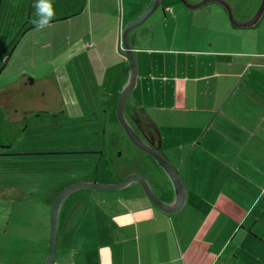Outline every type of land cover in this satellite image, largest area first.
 I'll list each match as a JSON object with an SVG mask.
<instances>
[{"label": "crops", "instance_id": "obj_1", "mask_svg": "<svg viewBox=\"0 0 264 264\" xmlns=\"http://www.w3.org/2000/svg\"><path fill=\"white\" fill-rule=\"evenodd\" d=\"M16 1L26 10L38 2ZM152 1L51 0L53 20L27 30L43 35L57 26L53 59L72 53L59 67H89L97 96L107 87L116 106L130 75L121 35ZM225 1L237 22L252 20L263 2ZM70 4L77 14L68 16ZM129 36L138 66L132 112H146L158 126L157 143L183 179L186 203L167 214L140 187L83 193L61 219L54 264H264V14L237 27L218 2L193 9L161 0ZM70 99L91 115L104 108L95 99L93 108L88 98ZM49 230L51 220L34 262L12 264H45Z\"/></svg>", "mask_w": 264, "mask_h": 264}, {"label": "rangeland", "instance_id": "obj_2", "mask_svg": "<svg viewBox=\"0 0 264 264\" xmlns=\"http://www.w3.org/2000/svg\"><path fill=\"white\" fill-rule=\"evenodd\" d=\"M36 3L26 10L16 0H4L0 11V140L10 146H0L1 264L36 260L44 247L41 234L49 226L57 196L71 184L93 181L97 150L103 140L112 148L109 167L115 175L136 173L158 188L169 182L162 169L129 142L117 116L119 100L116 106L110 101L107 87L97 96L91 69L86 66L81 71H68L59 67L72 59V53L64 59H53L51 52L58 44L54 42L57 26H48L54 32L43 35L27 30L39 19ZM24 17L31 21H22ZM64 41L59 42L63 48L67 44L62 45ZM77 77H83V86ZM72 95L83 103L88 98L90 108L95 99L99 107L104 106L102 113L91 115L92 109L87 112L77 108L75 100L70 99ZM132 97L126 101L125 115L134 125L137 119L132 116ZM3 102L10 106L6 108ZM32 108H59L66 117L57 124L43 116L38 118L39 124L28 126L34 116ZM162 154L167 157V153ZM137 185L140 186L133 184L131 190ZM125 192L82 193L101 196Z\"/></svg>", "mask_w": 264, "mask_h": 264}, {"label": "water", "instance_id": "obj_3", "mask_svg": "<svg viewBox=\"0 0 264 264\" xmlns=\"http://www.w3.org/2000/svg\"><path fill=\"white\" fill-rule=\"evenodd\" d=\"M184 5L189 8H200L207 3L210 2H218L222 4L229 14L230 20L236 25L237 27H248L253 26L260 21L264 14V0L260 6V9L256 16L247 23H240L237 22L235 15L233 14L234 11L232 7L226 2L225 0H204L202 3L198 5H190L186 0H180ZM161 4V0H153L152 4L144 14L139 17L135 22L130 23L126 26L122 33L121 42L124 46V53L129 60L130 66V75L127 84L122 88L118 106H117V116L119 122L121 124V128L125 131L128 139L138 150L146 153L157 165L162 169L166 177L168 178L170 185L173 188V200L172 202H167L156 192L152 182L146 179L144 176L132 173L128 175L125 179L121 180L120 182L114 181V183H102L99 182L97 179L94 181L82 182V183H74L66 187L61 193L57 196L55 203L53 204L52 214H51V230L50 231V245H49V253L46 263L45 264H54V260L56 257V251L58 246V239L60 234V224H61V214L63 211L64 204L66 203L67 199L74 194V192H81L85 190H94V191H124L129 189L133 184H139L144 192V195L154 204L158 209L163 211L167 214H175L181 211L186 203V187L181 178L180 174L177 170H175L174 166L171 162L167 159L164 154L160 151V143L159 147L156 148L155 142L156 137L154 135H147L145 130H142L145 124L142 121L141 116L137 111H134L133 115L137 119L136 127L128 120L127 116L125 115L126 112V101L131 96V94L135 91V88L138 83V66L136 57L134 54V50L131 49L132 46L130 44V33L135 28L143 25L151 16L152 14L159 8ZM144 119L152 126L156 135L159 136V130L156 123L151 119L150 116L146 112H142Z\"/></svg>", "mask_w": 264, "mask_h": 264}, {"label": "flooded vegetation", "instance_id": "obj_4", "mask_svg": "<svg viewBox=\"0 0 264 264\" xmlns=\"http://www.w3.org/2000/svg\"><path fill=\"white\" fill-rule=\"evenodd\" d=\"M7 106H9V104H7ZM31 111V116L32 115H34V116H32V118L29 120V122H28V126H30V125H36V124H39V117H43V116H45V117H48L52 122H56L57 124H60L61 123V121L66 117L65 116V114H63L62 113V111L61 110H59V108H57L56 110H53L52 108H50V110H45V111H42L41 109H39L38 110V108H32V110H30ZM33 112V113H32ZM44 113V114H43ZM132 116H134V115H132ZM134 126L136 127V129H138V127L136 126V123L134 124ZM142 130H144V129H142ZM146 132V131H145ZM146 134L147 135H149L148 134V132H146ZM158 142V141H157ZM157 142H155V146H156V148H158L159 147V144L157 143ZM3 145V146H2ZM133 145V144H132ZM0 146H2V147H5V148H10V146H7V145H5L4 143H1V140H0ZM134 146V145H133ZM112 150V148H110V147H108V145H107V142L105 141V140H103V142H102V144H101V146L99 147V149L97 150V157H98V160H97V169H98V167H100L101 168V165L103 166V165H106L109 169H110V151ZM151 159V158H150ZM116 160H118L117 158H116ZM152 160V159H151ZM153 161V160H152ZM154 162V161H153ZM155 163V162H154ZM156 164V163H155ZM157 165V164H156ZM158 166V165H157ZM103 168V167H102ZM116 168H117V166H116ZM119 168V167H118ZM117 168V169H118ZM160 168V167H159ZM97 169H96V171H97ZM110 170H112V169H110ZM126 178V177H125ZM124 178V179H125ZM146 178V177H145ZM94 179H98V177L96 176ZM94 179H93V181H94ZM99 181V180H98ZM165 185H170V183H168L167 181H166V183H165ZM138 186V185H137ZM154 186V185H153ZM133 187V186H132ZM138 187H140V186H138ZM169 187V186H168ZM172 187V186H171ZM154 188H155V190H156V192L157 193H159L160 195H161V193L163 192L162 190V188H158V187H156V186H154ZM140 189H142L141 187H140ZM165 192V191H164ZM166 194H169V193H167V192H165ZM84 194H82L81 192L78 194V195H75L76 197H82Z\"/></svg>", "mask_w": 264, "mask_h": 264}, {"label": "trees", "instance_id": "obj_5", "mask_svg": "<svg viewBox=\"0 0 264 264\" xmlns=\"http://www.w3.org/2000/svg\"><path fill=\"white\" fill-rule=\"evenodd\" d=\"M70 9L68 10L69 12L68 13H70V15H68V16H71V15H74V14H77V12H78V8H74V6L73 5H71L70 4V7H69ZM67 15H66V18H67ZM122 43V42H121ZM123 46V45H122ZM123 48H124V46H123ZM4 103V102H3ZM7 104H9V103H4V106L7 108L8 106H7ZM9 106H10V104H9ZM1 108V107H0ZM142 121H143V123L145 124V126H144V130L146 131V132H148V134L151 136V135H154L155 137H156V142L159 140V136L158 135H156V133H155V131H154V129L152 128V126L144 119V117L142 118ZM103 167V168H102ZM128 175H130V173H128V172H125L124 173V176L123 177H120L119 175H115V173H113V171L112 170H110L106 165H101V168L100 167H98V169H97V171H96V176L98 177V179L97 180H99V182H102V183H114V181H115V183L116 182H120L121 180H123L125 177H127ZM163 192L161 193V195L158 193V196H160L161 198H163L164 200H166V201H171V200H173V197L174 196H172L173 195V191L171 192V194L169 195V194H166L165 192H164V190H162ZM82 192H84V191H81V193ZM80 192H74V194L73 195H71L68 199H67V201H66V203L64 204V207H63V211H62V214H61V219L63 220V216L65 215V213H66V211L68 210V209H72V207L78 202V200H80V198H82L81 196L80 197H76L75 195H78ZM83 194V193H82ZM172 197L171 198V200H169V199H167L168 197ZM62 220H61V223H62Z\"/></svg>", "mask_w": 264, "mask_h": 264}, {"label": "clouds", "instance_id": "obj_6", "mask_svg": "<svg viewBox=\"0 0 264 264\" xmlns=\"http://www.w3.org/2000/svg\"><path fill=\"white\" fill-rule=\"evenodd\" d=\"M34 6L37 9V15L39 17L37 21L38 26L48 25L55 16V10L51 0H38Z\"/></svg>", "mask_w": 264, "mask_h": 264}]
</instances>
